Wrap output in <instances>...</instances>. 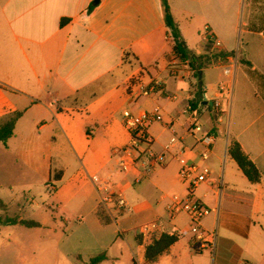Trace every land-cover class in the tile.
Returning a JSON list of instances; mask_svg holds the SVG:
<instances>
[{"label": "crops", "instance_id": "0c3cea01", "mask_svg": "<svg viewBox=\"0 0 264 264\" xmlns=\"http://www.w3.org/2000/svg\"><path fill=\"white\" fill-rule=\"evenodd\" d=\"M94 1L0 0V127L19 114L11 137L0 141V155L14 157L20 183L28 184L26 177L36 172L47 178L45 188L52 179L59 183L55 190L59 200L70 201L69 188L78 187L75 200L80 214L77 223L65 226L66 233L57 242L41 238L34 245L29 244L30 231L54 230L55 223L15 217L38 227L3 224L19 232L13 239L7 232L0 250L9 251L14 240L12 254L18 264H88L91 258L109 252L117 238L131 233L135 240L141 220L157 225L152 232L156 236L187 228L185 215L170 218L168 212L173 196H186L177 160L140 183L120 173L115 151L130 141L121 114L158 108L161 121L149 128L153 149L162 152L172 136L193 147L195 137L188 134L185 106L197 104L204 95L215 99L222 84L229 96L220 101L221 122L216 123L209 111L199 113L203 131L215 136L205 164L212 170V180L222 181V193L218 196L211 184L196 189L195 196L211 209L202 221L203 240L190 237L181 244L183 238H178L155 263H161L165 255L178 254L181 260L187 253L202 257L205 252L214 256L213 264H264V36H234L242 6L247 16L244 34L251 35L257 24H264V0H167L186 51L202 58L196 69L176 56L161 0ZM205 28L211 36L208 40ZM218 53L225 56L216 58ZM232 58L237 59V66L227 76L224 66ZM172 66L176 75H168ZM156 80H163L162 88L133 99L138 81L148 85ZM232 141L260 172L259 183L239 176L243 174L227 153ZM109 151L111 158H103ZM71 159L78 160L80 168L66 176ZM228 163L238 175V187H231L227 179ZM92 176L100 179L101 188H107L113 198L121 194L133 213L114 219L116 230L113 224L99 223L97 211L105 193L97 191ZM108 207L111 215L116 208ZM219 228L232 238L218 247L217 242L211 244L208 234ZM21 229L26 239H21ZM140 237L136 248L129 245L132 264H146L144 250L150 243ZM34 249L42 252L36 256Z\"/></svg>", "mask_w": 264, "mask_h": 264}, {"label": "built area", "instance_id": "2783aa9c", "mask_svg": "<svg viewBox=\"0 0 264 264\" xmlns=\"http://www.w3.org/2000/svg\"><path fill=\"white\" fill-rule=\"evenodd\" d=\"M205 33V39H210L211 36L208 35L207 28H205ZM215 45L218 46L219 44L216 42ZM185 62L186 64L188 63L187 61ZM236 66L237 59L232 58L230 63L224 66V74L227 76L231 75ZM168 75H176V70L173 66L169 68ZM137 83L135 90L131 93L133 99L148 97L157 89L162 88L164 84L163 80H156L148 85H142L139 81ZM224 96H229V93L226 92L224 85L220 84L218 96L215 99L209 100L204 95L197 104L188 103L185 106V113L190 119L188 134L195 137V145L193 147L186 146L182 138L172 136L163 146L162 152H156L153 149L154 140L149 133V128L152 124L161 121V114L158 108L140 114L124 110L121 114L123 125L129 134L130 141L126 146L115 151L120 173L131 178L134 183H140L154 170L163 168L171 160H177L179 164L178 177L186 186V196L184 198L173 196L168 207L170 218L180 214L185 215L187 218L188 227L177 230L174 233L179 238L191 236L198 241L204 238V234L201 231L202 221L210 214L211 210L195 196L196 189L203 184H211L214 186L218 196L221 195L223 190L222 181L214 182L212 180V170L205 164L211 156L215 136L212 132L203 131L199 122V113L209 111L215 122L220 123L223 116L220 101ZM193 158H196L198 162L193 161ZM91 181L97 185L98 192L104 191L105 195L101 196L100 201L106 211H110L108 204L111 206L113 204L114 208H117L119 212H130V208L121 194H116L113 198L107 188H101L100 179L97 176H92ZM47 188L53 190L51 185H48ZM156 230L157 225L154 223L149 226H143L140 229V235L147 236L152 232H156ZM159 235L157 237H160ZM208 238L213 244L215 242L214 232L208 234Z\"/></svg>", "mask_w": 264, "mask_h": 264}, {"label": "rangeland", "instance_id": "374dc122", "mask_svg": "<svg viewBox=\"0 0 264 264\" xmlns=\"http://www.w3.org/2000/svg\"><path fill=\"white\" fill-rule=\"evenodd\" d=\"M257 10L256 12H258ZM247 21L246 10H243V6L240 7L239 16L237 17V31L234 36H264V24H257V28H254L253 33L251 35H246L242 31L245 30L243 23ZM261 33V34H259ZM14 157L10 153H5L4 155H0V159H3L0 162V200L6 204V212L4 216L6 218H15V217H22L25 221H43L44 219L48 221V225L55 223L56 228L54 230L45 229V230H38L34 229L29 233V244H38L41 238L44 239L46 243H54L57 242L61 237H63L66 233V228L69 224L77 223L79 219V209L77 205V191L78 187L71 186L68 191V198L71 200L68 201L67 199H57L55 190L59 188L60 184L55 182L53 179L51 180V186L54 189L52 192H48L45 188V185L48 184L47 178L38 172L30 174L29 177L23 176L28 179V184L20 183V179L18 178L19 170L18 168H14L12 164V159ZM103 158L109 159L111 158V151L107 154L103 155ZM72 165L66 169V176L76 172L80 168L79 161L76 159H71ZM227 162H231L233 164L234 170H236V165L233 161L229 160ZM228 169V176L227 179L231 182V187L233 185L238 187L240 185V180L238 175L235 171H230V165L227 164ZM53 174V172H52ZM239 176H242L238 173ZM24 180V179H23ZM29 184L32 185L29 187ZM65 184L68 185V181L65 180ZM88 184V183H87ZM76 199V200H75ZM106 215L109 216L112 220L113 227L116 230V224L114 223L115 220H120V217H129L133 213L125 212V213H117V208L112 209L110 214L106 211L104 206H101ZM209 209V208H208ZM22 210V211H21ZM211 210V209H209ZM21 211V212H20ZM211 213V212H210ZM66 220L67 223L64 224L63 220ZM150 219V218H148ZM151 220H141L142 226H149L153 222ZM140 228L135 230V234H140ZM19 230V229H17ZM22 232L21 239H26L27 235L24 233L26 232L24 229ZM12 237L16 232L13 229H6L5 227H0V244L2 240L6 238V234ZM162 234V233H161ZM215 235V243L217 242L218 247L221 242L225 241V239L232 238L229 233L224 232L221 228L218 230H214ZM142 235H136L135 240L140 241ZM147 243H151L153 240L158 239L157 236L153 233H150L147 236ZM191 236L185 237L182 239L181 244H186L188 239ZM229 237V238H228ZM126 238V239H125ZM125 238H117L115 244L112 246L109 252H104L106 259L105 261L101 262L100 264H132L134 261V256L130 249V246L136 248V242L131 235V233L127 234ZM15 241L12 240L11 249L8 251L0 250V264H18L15 256L12 254L13 249L16 248L14 244ZM130 245V246H129ZM35 255H39L42 251L41 249H34L33 250ZM32 254V253H31ZM33 255V254H32ZM31 255V256H32ZM159 264H191V261H199L203 259V264H213L214 256L210 255L209 253L203 252V256H190L187 253L186 257H182L183 259L179 260L178 254L172 255H165ZM170 258L169 261H167ZM156 264V263H154Z\"/></svg>", "mask_w": 264, "mask_h": 264}, {"label": "trees", "instance_id": "16d2710c", "mask_svg": "<svg viewBox=\"0 0 264 264\" xmlns=\"http://www.w3.org/2000/svg\"><path fill=\"white\" fill-rule=\"evenodd\" d=\"M161 5L163 9V20L167 28L170 29L171 36L175 41L174 52L179 57V59L186 61L188 60L193 69L197 68V63L202 59L194 55L189 54L184 44L180 39V34L178 27L173 19L170 7L167 0H161ZM225 55L222 53L216 54V58H223ZM209 62V60H208ZM201 68V67H200ZM200 91L201 86H198ZM19 117V114L10 117L1 127H0V141L4 142L12 135L13 127L15 121ZM227 153L229 157L235 162L238 169L241 171L243 176L252 184H257L261 180V174L254 166V164L249 160V158L243 153L239 144L235 141H232L228 148ZM6 211V205L0 200V226L3 224L6 225H16L20 224L25 227L33 228L38 227V224L35 222H24L19 221L18 219H8L4 216ZM97 218L99 223L103 226H107L112 223V220L109 216L106 215V212L102 207L97 211ZM176 235H169L168 233H162L158 239L153 240L144 250V260L146 264H154L158 258L169 250V248L178 241ZM105 254L97 255L90 259L88 264H100L105 261Z\"/></svg>", "mask_w": 264, "mask_h": 264}, {"label": "water", "instance_id": "95a60500", "mask_svg": "<svg viewBox=\"0 0 264 264\" xmlns=\"http://www.w3.org/2000/svg\"><path fill=\"white\" fill-rule=\"evenodd\" d=\"M97 2H98V0H95V1H94V4L97 3ZM204 104H206V103L204 102ZM208 104H209V106H211L210 103H208Z\"/></svg>", "mask_w": 264, "mask_h": 264}]
</instances>
